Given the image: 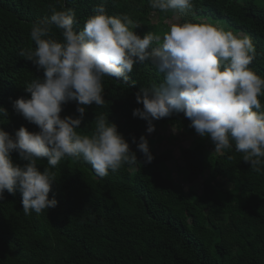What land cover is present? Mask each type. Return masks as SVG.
Returning <instances> with one entry per match:
<instances>
[{"label":"trees","instance_id":"1","mask_svg":"<svg viewBox=\"0 0 264 264\" xmlns=\"http://www.w3.org/2000/svg\"><path fill=\"white\" fill-rule=\"evenodd\" d=\"M257 0H192V8L181 21L194 22L196 16L223 22L229 29L248 34L256 48L250 67L264 77V3ZM103 4L109 15L127 14L141 23L155 15L160 21L173 13L153 10L148 0H0V129L15 136L21 126L38 132L12 108V101L30 98L25 87L34 78H43L36 66L19 55L35 44L30 39L33 23L56 10L72 8L82 30L93 9ZM137 32V31H136ZM164 32L161 28L157 34ZM52 34L62 39L60 31ZM138 34V32H137ZM129 86L106 76L103 106H86L81 134L94 131L95 116L104 114L136 152L141 164L109 170L103 178L82 159L66 157L51 169L55 183L49 199L58 205L25 215L22 195L5 192L0 201V264H264V164L260 172L243 161L232 149L214 151L210 139L198 136L183 113L154 121L156 131L146 134V121L134 118L140 107L135 94L143 87L159 85L163 74L149 62L134 65ZM264 104V98H261ZM61 118H78L77 103L62 105ZM87 125V126H86ZM86 126V127H85ZM172 127L182 142L186 135L197 137L191 148L179 150L177 172L186 183L196 179L202 191L183 189L167 174L164 162L172 151L157 153L152 145L162 138V128ZM145 135L155 159L143 163L132 144ZM14 164L23 166L16 152ZM43 172L47 159L37 160ZM205 173L208 175L205 177ZM220 176L223 179H217ZM228 183L230 190H224Z\"/></svg>","mask_w":264,"mask_h":264},{"label":"clouds","instance_id":"2","mask_svg":"<svg viewBox=\"0 0 264 264\" xmlns=\"http://www.w3.org/2000/svg\"><path fill=\"white\" fill-rule=\"evenodd\" d=\"M153 10L173 13L177 21L167 31L148 32L141 37L140 25L127 14L109 15L103 4L93 9L82 30L72 8L56 10L32 24L30 39L35 44L22 49L20 56L31 61L43 78H34L24 88L30 98L12 101L13 110L38 126L30 132L21 126L13 137L0 129V201L5 192L22 195L25 215L54 209L58 201L49 193L55 183L51 169L66 157L91 165L103 178L109 170L141 164L129 142L108 116H95L91 134H81L86 106H103L106 76L129 86L134 65L149 62L161 74L162 82L141 88L133 117L146 121V133L156 131L154 121L183 113L189 127L210 139L214 151L234 149L243 161L260 172L264 164V77L251 67L256 59L252 38L200 18L199 22H179L192 8V0H148ZM53 28L60 31L57 39ZM76 102L78 118H61L62 105ZM0 115H8L0 108ZM87 126V125H86ZM85 126V127H86ZM132 144L145 165L155 159L145 135ZM26 163L14 164L12 153ZM47 159L43 172L37 160Z\"/></svg>","mask_w":264,"mask_h":264},{"label":"rangeland","instance_id":"3","mask_svg":"<svg viewBox=\"0 0 264 264\" xmlns=\"http://www.w3.org/2000/svg\"><path fill=\"white\" fill-rule=\"evenodd\" d=\"M264 3V0H257L256 3ZM182 18V17H181ZM200 18L199 16H196V19L194 23L199 22ZM209 22L217 23L218 21H212L211 19H206ZM177 22L174 19V15L170 19H163L162 21L159 20V18L155 15L150 16L149 19L142 21L139 23L140 27H138L135 31L138 32V34L143 37L144 34L148 32H154L156 33V30H159L160 28L163 31H167L168 27L171 23ZM179 22H182L181 19ZM221 26H224L227 29L228 26L224 24L223 22H218ZM163 130L160 132L162 134V138L159 142H156L152 145V147L156 150L157 153H163L166 150L172 151V157L168 161L164 162V166L166 167L167 174L172 178L173 181L178 183L183 189L188 190V188H192L197 193H201L202 187L198 180L193 179L189 183H186L183 179V175L179 174L177 172V165H178V156H179V150L183 148H191L195 145L197 142V137L192 136L191 134L186 135L185 138L182 140V142L177 143L170 140L173 138H178V134L176 130L172 127H165L162 128ZM147 134V133H146ZM148 135V134H147ZM149 136V135H148ZM208 175L205 173V177ZM217 179L222 180L223 178L218 176ZM223 189L230 190L231 186L228 183H225L223 186Z\"/></svg>","mask_w":264,"mask_h":264}]
</instances>
